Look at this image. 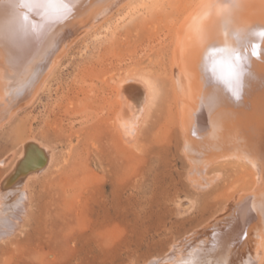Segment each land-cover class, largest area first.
<instances>
[{"label":"rangeland","instance_id":"1","mask_svg":"<svg viewBox=\"0 0 264 264\" xmlns=\"http://www.w3.org/2000/svg\"><path fill=\"white\" fill-rule=\"evenodd\" d=\"M193 1L163 0L165 7L160 9L163 12L146 16L140 13L118 23V14L125 5V2L119 3L103 23L89 27L70 45L68 54L59 60L53 74L47 73L46 65H40L34 80L42 79L47 73V88L38 92L34 102L24 106L0 128V184L6 174L13 172L14 163L20 161L25 148L22 146L33 139L37 147L40 143L45 158L51 160L47 161L50 167L43 165L41 172L29 176V182L23 179L26 186L22 188L28 195L27 216L19 220L20 232L9 241H0V264H158L157 261L173 264L175 255L181 257L186 249L188 255L184 254L182 259H188V264L247 261L251 252L248 251L254 247V239H249L253 235L252 227L257 221H264V205L260 200L246 204L250 195L257 192V185L262 184L264 174V130H261L264 129V92L255 93L258 92L255 88L263 90L264 78L254 81L255 86L250 89L254 93L241 95L239 100L234 99L236 103L226 101L221 106L225 109H221V121L210 120L211 116L205 113L207 124L200 119V110L190 109L193 92L182 87L178 76L183 75L181 62L184 59L179 52L182 42H178V31L183 15L195 11L194 4L198 0ZM192 8L194 11H190ZM174 64L177 68L172 66ZM145 68L153 70L155 76L150 78L152 100L143 113V97L133 80ZM30 70L31 65H27L22 72ZM33 74L35 72L29 74L23 85L30 82ZM21 77L19 75L18 79ZM179 83L183 88L181 93ZM256 96L263 99L258 102ZM120 101H125L124 105ZM229 101L234 108H230ZM126 104L132 107L129 109ZM71 124H74L72 128ZM232 126L235 129L232 130ZM207 131L214 132L212 135L217 141L212 136L209 140ZM242 148L249 155L243 150L239 154ZM226 150L228 156L223 153ZM8 153L12 158L6 156ZM209 155L215 156L210 160L206 175L213 180L209 184L212 186L200 190V187L195 188L197 181L190 169L199 157ZM226 157L236 160L228 159L232 162L228 163ZM215 158L221 161H214ZM233 163L244 169L233 167ZM251 168L253 170H249ZM249 172L252 175L248 176ZM215 177L218 180L214 181ZM9 186V183L6 187L0 185V210L7 215L17 192ZM232 187L234 193L228 196ZM246 190L252 192H246L244 198L242 194L237 203L232 201L236 210H229L224 217L230 220L213 221L212 217L222 211L229 198L237 195V191L239 194ZM3 227L0 225L1 229ZM217 229L218 233L212 234ZM48 236L51 240L47 241ZM219 239L225 241V251L212 249ZM194 244L201 261L193 257L197 251ZM261 254L264 255V250ZM254 264H264V257Z\"/></svg>","mask_w":264,"mask_h":264},{"label":"bare ground","instance_id":"2","mask_svg":"<svg viewBox=\"0 0 264 264\" xmlns=\"http://www.w3.org/2000/svg\"><path fill=\"white\" fill-rule=\"evenodd\" d=\"M162 1L163 0H51V6L50 7L37 9V10H34L33 12H31L29 14L30 21L36 24V28L33 31L32 27H31V23H30L28 35L22 36L20 29H19V26H18L17 15H18L19 11H23V10L18 9L16 7V0H0V128L3 124L8 122V120H10L14 115H16V113L19 112L24 106L28 105L29 103L31 104L32 102H34L36 100V98L38 96V92L45 90L47 88L46 87V84H47V81H46L47 77L46 76H48L47 73L52 72L51 74H53L54 69L59 65V62H60L59 60L68 54V51L70 49V45L74 41L78 40V37L80 35L85 34L86 33L85 31H88L90 29L89 27H93L96 24H100L106 18V16H108L109 14H112L111 12H113V10L119 6V3L121 4L123 2V4H124V2H125V5L123 6V4H122V6H123L122 11L120 9L121 13L118 14V18H117L118 23L125 20L126 17L131 18L137 14L139 15L140 13H141V15L143 14L145 16L147 14L154 15L156 13H159L158 11L164 10L163 7H165V6H162V3H163ZM45 2L47 3L48 0H45ZM170 2H172V1H169V3ZM187 3H191V1L190 2L187 1ZM171 4L173 5V3H171ZM63 5H67V7H64ZM185 7H186V5H185ZM194 7H195V9H194L195 11L193 10V8L190 9V11L191 10L194 11V12H192V14H189L188 16L183 15L184 18L182 19V24H181L179 31H178L180 34V37L178 36L179 37L178 42H180V41L182 42V45L180 47V49H182V51H179V52L180 53L182 52L181 55L184 58L183 60L181 59L182 60L181 64L183 65V70H182L183 75L180 76L179 75L180 73L178 71H176L177 69L175 71L177 73H179L178 74L179 78L181 77L184 79V81H183L180 78V83L182 82V87L184 85L185 89L187 88L189 90H192V92H193L192 94H190V96L192 97L189 101V103L191 104L190 109H192V110L194 109V111L196 110V112H197V110L198 111L200 110L201 114L203 116L202 117L201 115H199V116H201L200 119L206 121V123L208 122V120H206V117H205L207 115L211 116L210 120H212L214 118V119H216L215 121H217V119H219L221 121L220 113H221V109L224 108V106L222 108H221V106L224 103H226V101L228 102V100H234L235 99L229 91L230 85L234 83V80H233L232 76L230 75L233 68H235L237 71L242 70L245 73V75L243 76V83H242V88H243L242 95L248 94L249 92L254 93L250 90L251 87L255 86L254 81L258 80V79L261 80L262 78H264V36L259 35V33L264 32V0H236L235 3H233V0H198L196 2V5L194 4ZM161 8H162V10H160ZM184 10L186 11V9H184ZM187 10H188V8H187ZM115 11H116V9H115ZM185 11H184V13H185ZM188 12H189V10H188ZM165 14H166V12H165ZM141 15H140V17H141ZM114 17H116V16H114ZM107 22H108V20H107ZM108 25H109V23H108ZM105 29H106V26H105ZM107 29L109 30V28H107ZM237 34L239 36V39L236 38ZM178 37H177V39H178ZM45 45H47L48 47ZM174 45L176 46V45H180V44L174 43ZM254 46H256V47H254ZM45 47H47V50ZM214 47L234 49L244 59L242 62H238L235 58V54L231 51L213 53L212 48H214ZM175 48H177V47H175ZM254 52L257 54L254 55L253 54ZM175 53H177V52L175 51ZM180 53H179V56L181 57ZM176 57H177V54L175 55L174 58H176ZM175 64H176V61H175ZM175 64L172 66H176ZM27 65H29V67L31 65V70L29 72L27 71V73L22 72L24 67L25 66L27 67ZM40 65H42V66L46 65L48 71L45 75L41 76L42 79L34 80L36 73L41 68ZM182 65H180V66H182ZM43 68H45V67H43ZM176 68H177V66H176ZM25 69L28 70L29 68H25ZM33 70L35 72V75L33 74V76L31 77V80L28 84L23 85L24 81L26 82V79L28 78V76L30 77L29 74L31 72L34 73ZM23 73H26V74H24L25 76H23L24 78L21 77V74H23ZM177 73H175V74H177ZM19 75L22 78V80H21V78H20V80L18 79ZM153 76H155L154 71L149 69V68L148 69L145 68V70H143L141 73H139L137 75V77L133 80V82L135 84V88H137V90L140 91V93L142 94V97H143V104H142L143 106L141 108L143 113L147 109V107L150 105V102L152 100V96H153L152 89H153V87H152L150 78H152ZM179 78H178V82H179ZM180 83L178 84L179 85V90H178L179 92L181 89H183V88H181ZM119 89H121V88H119ZM255 89L258 90V92L255 91V93L256 94L259 93L261 95L264 92V85H263V90H262V88H260V89L255 88ZM137 90H135V93H137L136 92ZM129 91L132 92V89H129ZM129 91H128V93H129ZM5 92H7L8 94L6 95ZM183 94H184V91H183ZM18 95H20V96L17 99L16 96H18ZM117 96H120V94H118ZM257 96H256V98L258 99ZM178 97L180 98V94ZM193 98H194V101H193ZM253 98H254V96H253ZM184 99H185V97H184ZM261 99H263V98H261ZM124 100L126 101V99H124ZM175 100H176V98H175ZM251 100H252V98H251ZM260 100L258 99V102ZM262 101H264V99ZM124 102L120 101L121 105H124ZM184 102H186V101H184ZM230 102L231 101H229V104L228 103L227 104L230 105ZM234 102L236 103L235 100H234ZM121 105H119V106H121ZM233 105L232 106L230 105V108L231 107L234 108ZM235 106H236V104H235ZM127 107H128V105H127ZM131 107L129 106L128 108L130 109ZM259 108H261V106H259ZM121 109H123V106ZM257 109H258V107H257ZM223 110H225V109H223ZM140 112H141V110H140ZM256 112L259 113L260 111H255V113ZM205 113L207 115H205ZM252 113H254V112H252ZM249 114H251V113H249ZM232 115H234V113ZM222 116H223V114H222ZM124 117H126L125 114H124ZM180 117H181V115H180ZM119 118H122V117L120 116ZM248 118H247V120H248ZM256 118H257V114H256ZM207 119H209V118H207ZM259 119H260V117H259ZM230 120H232V119H230ZM220 121H218V122L220 123ZM119 122H122V121L120 120ZM228 122H229V120H228ZM109 123H111V122H109ZM229 123H231V122H229ZM118 124H120V123H118ZM234 124H235V122H234ZM254 125H256V123H254ZM73 126H74V124H71L70 128H72ZM119 127H121V125H119ZM233 128L234 127L232 126V130H233ZM228 130L231 133V129L228 128ZM261 130L263 131L264 129H261ZM114 131H116V129H114L113 132ZM210 131H207V132H209V135L207 134V138L209 140H211V136L213 137V135H215L214 132L217 133V129L214 132H210ZM223 131L224 130H222L221 132H223ZM226 131L224 132V134H226ZM251 131L252 130H250V132ZM212 133H214V134L212 135ZM235 133H236V131H235ZM235 133L233 132V134H235ZM259 133H261V132H259ZM227 134H228V131H227ZM220 135H221V133H220ZM252 135H253V133H252ZM125 136H126V134L124 135V137ZM220 137H219V139H220ZM240 138L241 137H239V139ZM248 138H250V137H248ZM213 139H214V137H213ZM214 140H216V137ZM225 140H228V138L227 139L225 138ZM218 141H220V140H218ZM237 143H239V142H237ZM219 144H221V142ZM39 145H40V143H39ZM39 145L37 147V145L35 144V141L33 139L32 142L27 144V146H25V145L22 146L25 148L23 150V153L21 154L20 161L17 160V162L14 163L16 165H15V167L13 166L14 168L12 167L13 172L10 171V174L5 173L8 177L6 175H5V178L2 177L3 180H2V184H0V185H2V187H6V184L9 183L10 184L9 187H13L14 189H16L17 192H16V195L14 196V198L12 200L13 207H12V210L9 211V215L3 214L2 210H0V225H4L3 229L0 228V241L1 240L2 241H4V240L9 241V240H11L12 237H14L15 233H17L18 231L20 232V229L22 227V223H20L19 220L25 219L27 216L26 211L28 209V207H27L28 195L26 194L25 190L22 188L23 186H26V185H24L26 183H24L23 179L29 180V176H32V175L35 176V174L37 175V173L41 172V167L43 165H46L47 161L51 162V160H47L45 158L44 153H42L43 149L40 148L41 145H40V147H39ZM224 145H225V143H224ZM240 146H241V144H240ZM256 148H257V146H256ZM49 150L51 151V149H49ZM191 150H192V148H191ZM242 150L245 151L244 148H242L240 150L241 152H239V154L242 153ZM199 151H201V150H199ZM228 152H229L228 150L223 151V153H226L227 156H228V154H227ZM11 153L14 154L13 152H11ZM8 154L6 156L12 158L13 155H10V154L8 155ZM245 154H248V152H246ZM51 156L52 155L50 154V157ZM230 156L231 155H229V157ZM212 157L214 158L215 156L209 155V156H206V158L205 157H203V158L199 157L200 159L198 161H196L193 164V166L191 167L192 168V169H190L191 175L197 181L195 188L200 187V190H201V187L204 188L205 186H207V187L212 186V185H209L213 181L209 176L210 174H208L209 177H206L207 170H210L207 168L209 167V165H211L210 160L212 159ZM219 157L221 159L220 155H219ZM229 157H226L227 161H228V159H235L236 160L235 157H233V158H229ZM51 158L53 160V157H51ZM215 159H214V161H219V160H217V159L215 160ZM263 159H264V155H263ZM226 160H224V161L227 162ZM9 161L10 160H8L6 162L8 163ZM238 161L239 160L237 159V162ZM219 162L217 163V165L219 164ZM229 162H231V161H228V163ZM213 163H214V165L216 164L215 162L212 161V165H213ZM222 163H223V161H222ZM228 163H226V164H228ZM234 165L235 166H233V167L239 166V165H237V163ZM218 166L220 167L221 164ZM46 168H48V167L46 166ZM247 168H249V167H247ZM217 169H215V170H217ZM241 169H244V168H242V166H241ZM249 170H253V169L251 168ZM202 171L205 172L204 175H202V173H201ZM250 174L251 173L249 172L247 175L249 176ZM218 176L220 177V175H218ZM248 176H247V178H249ZM262 177H263L262 178L263 179L262 184L260 183L259 185H257L258 186L256 188L257 192L250 195L251 197H249V199L247 200L249 202V204L246 203L247 205L255 204V201H259V200L264 205V174L262 175ZM251 178H252V176H251ZM254 178H256V177H254ZM214 179H215L214 181H216V180H218V177L217 178L215 177ZM241 181H243V180H241ZM251 181H253V180L251 179ZM237 183H238V181H237ZM251 184H252V182L249 184V187H251L250 186ZM241 185H243V183ZM27 186H28V183H27ZM207 187H205V188H207ZM234 188L232 190L229 189L230 191H229V194H227L228 196L230 195L231 192H233ZM245 188L248 189V187H245ZM248 190H246L244 192L242 191V193H239V194H238L239 191H237V195L235 194L231 197V199L229 198L230 199V200L228 199L229 202H227L223 206L222 211L220 210L219 213H217L216 215H214V217H212L213 221H217V223H218V221L221 222V220L224 217L226 218L227 214H229L228 213L229 210L234 211L233 210V208H234L233 203L234 202H232V201L240 200V198H242V194H243V198H244V196L246 195L245 194L246 192H247V194L252 192V191H248ZM226 193H228V190ZM227 195H225L226 196L225 198H227ZM235 203H237V201ZM259 204H261V203H259ZM255 210H257V209H255ZM243 213H245V212H243ZM256 213H258V212H256ZM212 218H211V220L210 219L209 220L212 221ZM258 218H260V216ZM236 219H237V217H236ZM225 220H230V219L227 218ZM228 222L226 224H228ZM253 222H254V220H253ZM206 223H208V221ZM220 224H222V223H220ZM220 224H216V225L220 226ZM232 224L233 223L231 222V225ZM245 225L246 224H244V228H246V226H247V225L246 226ZM234 226H236V225H234ZM209 228L212 229L211 226ZM213 229H215V227ZM225 229H228V228L226 227ZM216 231L218 233V229H217L214 232L212 231V234L215 233ZM242 231H244V230H242ZM251 232L253 233V235L250 233L251 235H250L249 239L250 238L254 239V241H253L254 247L253 248L251 247L252 249L248 251V252H250V251L251 252H250V255H248L247 261H245V262L244 261H240V262L236 261V263H235V260H236L235 259L233 264H254V263L258 262V260L262 256L264 257V255L261 254V253H263V250H264V241H263V239H264V221H262V220L259 222L257 221L255 226L252 227ZM212 234H210V235H212ZM243 236H244V234H243ZM206 237H204V238H206ZM188 238H190V237H188ZM212 238H213V236H212ZM48 240H51L50 236H48L47 241ZM211 241H213V239ZM248 241H250V240H248ZM50 242L51 241H49V243ZM239 242H240V240H239ZM196 244H197V242H196ZM244 244L246 245V243H244ZM230 245H231V243H230ZM187 246L189 247V245H187ZM233 246H235V245H233ZM193 247L195 248L196 245L194 244ZM226 247H227V245H226L225 241L223 239H219V240H217V242H215V245L212 247V249L223 248V251H225ZM239 247H241V246H239ZM170 249H171V247H170ZM195 249H197V248H195ZM248 249H249V247H248ZM259 249H261L260 250L261 252H259ZM186 250L185 251L183 250L184 253L181 254V257H178V255H175V256H177L178 259L175 257V259H173L172 263L173 264H188V262H190L188 259L187 260L182 259L187 254ZM243 250L244 249H242V251ZM171 251H172V249H171ZM221 251H222V249H221ZM196 252H198V249ZM196 252H194L195 255H193V257L196 256V258L198 259L199 258L198 256L200 255V253L198 252V254H196ZM230 252H231V250L227 254H230ZM235 252H237V251H235ZM202 255H203V253H202ZM207 255H209V254H207ZM236 255H235V257H236ZM186 257H188V256H186ZM209 257H210V255H209ZM164 258H165V256H164ZM164 258H162V261L165 260ZM212 258L210 260H212ZM169 259H171V257H169ZM226 259H225V261H226ZM233 259H234V257H233ZM199 260L201 261L202 259H198L197 261H199ZM228 260H229V258H228ZM238 260H240V259H238ZM220 261H222V260H220ZM157 262L159 264V262H161V261H157ZM237 262H239V263H237ZM192 263H194V262H192ZM206 264H208V262ZM213 264H214V261H213ZM230 264H232V263H230Z\"/></svg>","mask_w":264,"mask_h":264},{"label":"snow or ice","instance_id":"3","mask_svg":"<svg viewBox=\"0 0 264 264\" xmlns=\"http://www.w3.org/2000/svg\"><path fill=\"white\" fill-rule=\"evenodd\" d=\"M236 0H233V3H235ZM51 6V0H48L46 3L45 0H16V7L18 9H22L23 11H19L17 18H18V26L20 29V32L22 36H27L29 31V24L31 23L32 30L34 31L36 28V24L30 21L29 14L37 9H42L45 7ZM64 7H67V5H63ZM259 35L264 36V32L259 33ZM237 39H239V36L237 34ZM256 47V46H254ZM213 53L215 52H224V51H231L235 54V58L238 62L243 61V57L234 49H227V48H218L214 47L212 48ZM256 55L257 53H253ZM232 76L234 83L230 85L229 91L232 94V96L239 100L242 95V83H243V76L245 73L241 71H237L235 68H233L232 72L230 73Z\"/></svg>","mask_w":264,"mask_h":264}]
</instances>
